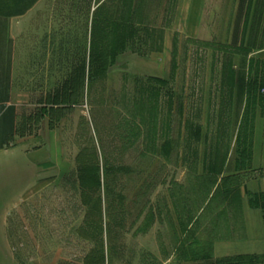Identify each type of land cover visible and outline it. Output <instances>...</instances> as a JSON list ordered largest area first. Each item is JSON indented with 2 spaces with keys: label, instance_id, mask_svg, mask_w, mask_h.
<instances>
[{
  "label": "rangeland",
  "instance_id": "1",
  "mask_svg": "<svg viewBox=\"0 0 264 264\" xmlns=\"http://www.w3.org/2000/svg\"><path fill=\"white\" fill-rule=\"evenodd\" d=\"M17 1L0 264H264L212 256L264 173V0Z\"/></svg>",
  "mask_w": 264,
  "mask_h": 264
},
{
  "label": "crops",
  "instance_id": "2",
  "mask_svg": "<svg viewBox=\"0 0 264 264\" xmlns=\"http://www.w3.org/2000/svg\"><path fill=\"white\" fill-rule=\"evenodd\" d=\"M39 0H18L22 7L18 16L27 17ZM246 2L247 0H243ZM246 4V3H245ZM259 4H263L260 0ZM10 0H0V32L3 44L0 46V155H11L17 151L30 154L24 139L18 137L17 124L21 103H15V75L10 46L11 14L4 7ZM6 39V44H5ZM18 102V101H17ZM261 135V133H260ZM263 135V134H262ZM261 137V136H260ZM259 138V136H258ZM261 144H264L262 136ZM32 152L38 148L29 149ZM261 166H264V146L258 149ZM260 152L262 155H260ZM242 176V175H240ZM233 189L226 200V229L214 240L212 256L218 259L256 257L264 259V173L252 177H230Z\"/></svg>",
  "mask_w": 264,
  "mask_h": 264
},
{
  "label": "trees",
  "instance_id": "3",
  "mask_svg": "<svg viewBox=\"0 0 264 264\" xmlns=\"http://www.w3.org/2000/svg\"><path fill=\"white\" fill-rule=\"evenodd\" d=\"M224 180V179H223ZM257 259L256 257H240V258H235V259H222L219 263H223V261H242V260H253Z\"/></svg>",
  "mask_w": 264,
  "mask_h": 264
}]
</instances>
